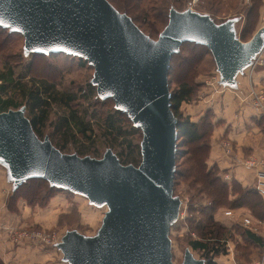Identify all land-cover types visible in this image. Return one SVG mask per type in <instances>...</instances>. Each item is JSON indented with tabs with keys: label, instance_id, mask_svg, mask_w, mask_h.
<instances>
[{
	"label": "water",
	"instance_id": "95a60500",
	"mask_svg": "<svg viewBox=\"0 0 264 264\" xmlns=\"http://www.w3.org/2000/svg\"><path fill=\"white\" fill-rule=\"evenodd\" d=\"M236 17L215 22L207 13L170 7L157 38L144 33L108 0H0V27L23 37V53L65 54L93 68L90 83L141 131L137 165L122 164L111 148L95 158L65 153L39 138L25 107L0 111V165L12 187L29 178L81 195L107 209L93 235L65 230L55 247L67 264H174L170 227L179 216L174 194L177 119L168 69L183 42L210 51L219 84L236 77L264 48V25L237 36ZM180 264H204L185 248Z\"/></svg>",
	"mask_w": 264,
	"mask_h": 264
},
{
	"label": "trees",
	"instance_id": "16d2710c",
	"mask_svg": "<svg viewBox=\"0 0 264 264\" xmlns=\"http://www.w3.org/2000/svg\"><path fill=\"white\" fill-rule=\"evenodd\" d=\"M108 1L119 11L125 12L129 15L134 23L146 34L149 32H147L145 27L142 26L143 22H146L149 17L154 18L161 24V31L167 23L170 7H173H169V0H158L160 6L158 11L159 9L160 11L158 14L154 13L150 16L146 7L152 4L153 0H145V3L147 4L145 5V8L140 6V0ZM260 4L261 0H251L249 5H247L246 10H244L243 24L238 32L236 29L237 36L242 41L250 39L253 33L260 28L257 25ZM211 10L212 9L210 8L209 10L196 11L209 14L215 21ZM255 16L256 19L255 22H253V17ZM231 17H236L238 21L241 19V16L238 15ZM223 20H225V18ZM146 28L150 29V26ZM0 30L8 31V29L1 27ZM150 31L156 33L157 36L160 32H157L155 27H153V29L151 28ZM8 33L18 34L9 31ZM148 35L150 36V34ZM184 48H187V53L181 54ZM29 54L36 56L58 55ZM204 55H209L215 65L214 59L206 46L193 42H183L180 45L178 52L174 53L170 60L168 78L172 73L173 75L174 72L176 74L177 69L180 70L183 75L181 80H174L176 82L174 90H171L170 79H168L169 90L171 93V109L177 119L176 128L178 135L173 191L178 183L184 182L189 189L194 190L197 194H201V196L206 199L205 204H197L198 206L195 205V203H192L191 200V204L188 206L189 214L199 215V217L192 216V218L188 219L189 229L195 235L188 241V247H191L194 251L201 252V259L204 260V264H217L214 261V257L226 252L227 228L214 219L215 211L220 207H230L231 209L245 207L249 209L251 214L256 218L264 219V195L257 187H243L236 180H224L223 174L217 166H208L207 158L210 150V136L213 129L212 114H210V111H206L198 121H192L190 117H184L178 112L181 103L190 101L194 95L193 80L196 75V67L200 64ZM31 63L32 62L25 63V74L19 75L16 72V66L12 65L9 59L4 58L2 60V67L0 68V111H6L10 108H19V106L15 105L13 102V98L10 95L7 96L8 92H17L23 101V107H25L26 112L25 115L29 119L33 130L39 138H43L40 136L39 132H41V129L47 120L50 107L52 106L61 107L63 109L62 115L59 116L57 122L53 125V132L55 134H61L60 137L63 133L71 136L74 134H80L82 137H85L89 136L90 133L92 134L93 129L86 121L85 116L80 114L78 109L73 108V103L79 98L90 103L91 99L95 97V102H98V100L104 102L105 100L113 107L103 117L104 130L108 131L111 136L116 138L124 136V130H122L123 125L118 121V118L124 116L126 120L129 122L131 121L124 113L114 108V103L110 98L100 99L97 96L96 87L94 85L89 83L86 88H81L80 92L78 90L76 93L61 91L56 87L54 82L44 78L33 77V75L30 74ZM4 94L6 95L5 98L1 96ZM257 122L264 128V115L260 116ZM129 127L132 133L140 131V129L134 127L132 123H130ZM50 141L52 142V140ZM66 143L67 142L64 144ZM52 144L62 151V148L60 147L61 144L57 145L53 142ZM127 144L129 150H131V141L129 140ZM120 162L122 164L125 163L121 160ZM127 163L129 164L131 161ZM6 177L8 179L7 170ZM8 181L12 185V182L10 180ZM57 191L72 193L65 189L50 186L49 182L43 178H29L17 188L12 187V196L15 198L21 197L31 207L33 204H39V206H42L47 202V199ZM174 194L176 195L175 192ZM256 206H261V213L254 210ZM243 232L245 237L252 244H255L257 247L263 245L262 238L256 233L249 229H245ZM0 264H4L1 258Z\"/></svg>",
	"mask_w": 264,
	"mask_h": 264
},
{
	"label": "rangeland",
	"instance_id": "374dc122",
	"mask_svg": "<svg viewBox=\"0 0 264 264\" xmlns=\"http://www.w3.org/2000/svg\"><path fill=\"white\" fill-rule=\"evenodd\" d=\"M250 1L251 0L248 2L246 0H169V7L173 6L179 10L191 8L198 11L209 10L211 8L216 22L223 21L224 18L226 19L235 15L241 16V19L236 23V29L238 32L244 21V10H246ZM140 4V6L144 8L145 5H147L145 0H140ZM159 7V1L153 0V3L146 8L151 16L154 13H159ZM253 19V22H255L256 16L253 17ZM263 25L264 19L262 20L260 27ZM142 26L145 27V30L149 32L148 34H150L152 38L157 37V34L150 31V29L155 27L158 32L162 27L157 20L150 17L146 22H143ZM149 26L150 29H147L146 27ZM22 47L23 37L21 35L8 33L7 30H0V68L2 67V60L6 58L10 60L12 65L16 66L15 69L19 75H24L25 63L32 62L30 74L33 75V77L52 81L59 90L66 92L76 93L78 90L80 92L81 88H86L90 83L93 68L87 63V61L84 62L81 58L66 56L63 54L54 56L24 55ZM186 49L187 48H184L181 54L187 53ZM215 73L216 71L213 60L209 55H204L202 61L196 67V75L193 80L194 95L190 101L182 102L178 108V112H180L182 116L190 117V115L187 114V104H194L202 97V95L205 97L210 94V90L208 89L210 86L205 87L204 85L207 84L206 82ZM182 77L183 75L178 69L176 74L175 72L174 75L172 73L168 78L170 79L171 90H174L176 87V82L174 80H181ZM9 95L13 98L15 105H18L19 107L23 106V101L17 92H8L7 96ZM1 96L5 98L6 95L4 94ZM94 98L91 99L90 103L82 98L77 99L73 103V108L78 109L79 113L85 116L86 121L92 127V134L90 133L89 136L85 137H82L80 134H74L71 136L63 133L65 135L62 134L61 137V134H55L53 132V125H55L59 116L62 115L63 109L61 107L52 106L50 107L47 120L45 121L41 132H39L40 136L43 137L47 135L53 143L57 145L61 144L60 147L62 148V152L65 153H76L79 156L89 155L99 158L107 148H111L122 162L128 164L127 162L131 161L132 164L137 165L141 159L139 146L141 131L132 133L129 127L131 122L122 116L121 118H118V121L123 125L122 130H124V136L118 138L111 136L108 131L104 130L103 117L113 107L105 100L104 102L100 100L95 102ZM206 111H210V114L213 115L211 109ZM206 111H204V113H206ZM129 140L132 144L131 150H129L127 144ZM65 142L67 143L64 144ZM174 192L180 197L181 205L178 219L170 227L169 237L171 240L172 262L174 264H180L185 248H189L194 257L202 258L201 252L194 251L191 247H188V241L195 236L189 229L188 219L192 218V216L199 217L198 214H189L188 206L191 204V200L195 205H200L205 204L206 199L203 198L201 194H197L194 190L189 189L184 182L178 183L175 186ZM59 193L65 195L68 203L64 212L59 214L56 227L45 228L35 224H22L18 227L28 226L37 227L47 231H55L59 237L64 234L65 230L71 228H76L79 232L86 235L95 234L107 208L105 206H93L81 195L65 191H57L47 199V202L44 205L39 206V204H33L32 207L43 208L47 206L51 198ZM23 203L28 205V203L21 197L15 198L12 196V185L6 177L5 168L0 165V207L6 212L18 214L20 206ZM242 209V211L232 216L224 215L225 210H232L230 207H220L214 213V219L216 220L215 214H217L216 217L219 218V223L227 228L226 252L214 257V261L217 264H252L253 261L257 260L264 254V219L256 218L251 214L250 210L245 207ZM254 210L261 213L262 208L261 206H256ZM219 214L223 216L220 217ZM243 216L248 217L251 220L250 225L244 226L242 224L240 218ZM245 229H249L259 235L262 238L263 245L257 247L255 244H252L244 235L243 231ZM34 244L40 245L41 247H55L54 245H43L41 243ZM59 255L62 256L61 252H59Z\"/></svg>",
	"mask_w": 264,
	"mask_h": 264
},
{
	"label": "crops",
	"instance_id": "0c3cea01",
	"mask_svg": "<svg viewBox=\"0 0 264 264\" xmlns=\"http://www.w3.org/2000/svg\"><path fill=\"white\" fill-rule=\"evenodd\" d=\"M248 2V0H246ZM264 19V0L259 6L258 27ZM235 87L221 90L208 80L210 94L194 104H187V114L198 121L204 111L212 110L213 129L210 136L208 166H217L226 181L236 180L243 187H258L253 169L243 165L249 155L264 158V128L257 122V115L247 100L243 101L246 89L253 83L264 84V66L247 67L237 75ZM202 94V93H201ZM230 141L233 149L225 154L222 142ZM228 178L225 179L224 176ZM68 201L59 193L43 208L21 204L18 214L6 212L0 207V258L4 264H65L56 247H41L31 242H14L8 233L22 224H35L45 228L57 226L58 216L64 212ZM242 208L232 209L236 215ZM215 218L219 221V218ZM225 215V214H224ZM219 216H223L219 214ZM226 216V215H225Z\"/></svg>",
	"mask_w": 264,
	"mask_h": 264
},
{
	"label": "built area",
	"instance_id": "2783aa9c",
	"mask_svg": "<svg viewBox=\"0 0 264 264\" xmlns=\"http://www.w3.org/2000/svg\"><path fill=\"white\" fill-rule=\"evenodd\" d=\"M255 66H264V48L256 57L252 60L251 69ZM218 74L215 73L209 81L211 84L215 85L218 89H225L218 82ZM247 100L255 113L259 116L264 115V84L252 83L247 89L244 95L243 101ZM222 146L225 154L229 155L233 149L230 141H223ZM243 165L253 169L254 173L258 179V189L264 194V158L256 157L254 155H249L243 160ZM225 179L228 178L227 175L224 176ZM224 214L226 216H232L231 210H225ZM244 226H248L251 223V220L248 217L240 218ZM8 233L11 235V238L16 242L28 241L31 243H41L43 245H54L60 240L61 237L55 231H47L37 227H28L20 226L18 228L8 229ZM252 264H264V254L260 256L257 260L253 261Z\"/></svg>",
	"mask_w": 264,
	"mask_h": 264
}]
</instances>
